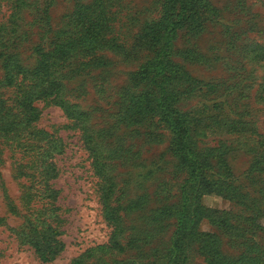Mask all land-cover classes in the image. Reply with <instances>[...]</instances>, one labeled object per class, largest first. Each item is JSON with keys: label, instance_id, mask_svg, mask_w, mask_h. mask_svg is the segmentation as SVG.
Segmentation results:
<instances>
[{"label": "rangeland", "instance_id": "rangeland-1", "mask_svg": "<svg viewBox=\"0 0 264 264\" xmlns=\"http://www.w3.org/2000/svg\"><path fill=\"white\" fill-rule=\"evenodd\" d=\"M188 1L178 17L179 0H0V103L9 109L0 118V264H74L82 256L86 264H165L186 175L156 111L163 90L166 106L206 114L218 100L214 86L227 81L241 104L232 111L245 125L233 123L229 134H198L199 155L215 164L204 178L218 182L210 187L203 181L199 201L234 219L244 214L245 202L261 199L264 173L247 174L251 156L235 155L230 179L219 184L229 169L216 150L222 144L253 149L264 139V61L255 65L247 54L253 45L264 49V0ZM95 5L107 9L106 25L91 24L79 47L58 50L71 57L88 49L86 59L52 67L48 59L56 55L60 29ZM174 22L180 25L169 41L171 53L162 57L166 73L153 78L161 84L154 89L147 63L163 53ZM48 81L59 83L80 120L56 106L53 96L35 99L33 116L20 107L22 94ZM83 125L100 137L105 173L94 169ZM260 226L261 248L264 218ZM50 228L62 249L43 262L23 237L51 234ZM197 230L217 237L227 257L248 248L207 220ZM196 247L188 260L203 264Z\"/></svg>", "mask_w": 264, "mask_h": 264}, {"label": "trees", "instance_id": "trees-1", "mask_svg": "<svg viewBox=\"0 0 264 264\" xmlns=\"http://www.w3.org/2000/svg\"><path fill=\"white\" fill-rule=\"evenodd\" d=\"M20 1L24 2V0ZM188 2V0H179L178 8L180 9V13L178 17L184 15L183 12L186 11L185 5ZM84 13L76 17V21L73 24L68 27L66 24V27L60 29V36L54 42V49L51 52V54L56 55H52L54 57L53 59H48L52 67L61 66L63 63L77 57L84 60L88 56V49L78 48L71 57L61 56L58 51L68 45L79 47L84 34L91 30V24L96 29L99 24L106 25L107 23L106 13L108 11L107 9L100 8L98 5H95L92 9H88ZM179 25L176 22L170 24V29L167 30V34L165 35L166 46L162 49L163 53H159L154 60L147 63L148 70L153 73L151 87L154 89H159L161 86L153 78H161L166 73V65L162 57L171 53L169 41L173 39L175 31L177 30L176 28ZM102 38L105 39L103 32ZM247 54L250 55V62L255 65L264 61V49L256 45L251 46ZM220 81V83L214 86L217 88L214 94L217 95L216 99L218 100L213 101V104L208 107L209 112L206 114H200L197 110H193V108L182 113L180 110L173 109V104L166 106L165 90H163V96H160L158 100L160 101V106L156 111L161 122L170 130L172 149L174 150L179 166L185 171L186 175L179 192L181 203L175 211L177 221L176 231L172 237L171 245L167 250L165 264H191L190 260H188L187 252L194 245L197 246L195 255L204 257L205 261H203V264H264V245L262 244L260 248L257 243L259 240L256 238L263 231V228L260 226V220L264 218V202L262 205L259 202L264 200V193H262L260 200L252 198L250 203L245 202L248 206H245L244 214L236 216L234 219L231 218L229 211L223 212L206 209L199 201L203 191L201 190L203 181L207 182L210 187L218 185V182L206 181L204 178V172L207 169L211 170L215 164L212 163L213 160L209 155L205 158L199 155V147L196 139L200 136L198 134L203 132L205 134L209 131H220L229 134L233 132V123L239 129L245 125L239 119L240 115L232 111L236 106H240L241 104L237 98H231V93H229L231 88L227 86V81ZM260 87L262 93H264V82ZM52 96L55 105L63 109L70 118L81 119V114L76 110L75 106L69 104L64 99L63 94H61V86L57 81H48L46 86L40 84L39 90L37 89L33 93L22 94L20 96V107L25 111L28 109L30 115L33 116L35 111L31 106L33 101L38 98L49 99ZM239 109L237 108V110ZM8 113L9 109L0 103V118L3 116L4 118L7 117ZM83 133H86V145L93 154L95 171L100 174L105 173L107 169L106 152L102 145H97L100 137L97 135V132L88 130L85 125H83ZM238 133L241 134V130ZM222 145L220 149L216 150V153L221 152V158H218V161L220 162L221 160L220 165L223 169H229V176L222 177L221 180L218 178L219 184H225L230 179L231 175L228 165L231 159L237 154L251 156L247 174L249 172H257L258 176L260 173H264V139L256 141L253 149L245 148L241 145ZM47 167L50 168L49 165ZM211 177L213 178L212 180L217 181L213 175ZM109 197L110 194H107L106 199H109ZM229 199L231 200V198ZM166 209H169V207ZM223 216L225 217L223 218ZM204 220H207L216 228L222 229L225 234L239 238L242 247H248L243 255L227 257L225 254H222L219 250L220 245L217 237L214 235L205 237V233L197 230L200 223ZM50 231L53 230L50 228ZM50 233L44 236L38 235L34 237L33 233L30 232L23 237V241L38 254L40 260L43 262L49 261L62 249L61 243L54 237L57 236L56 231ZM111 249L117 251L116 244ZM85 261L86 259L82 256L74 264H86Z\"/></svg>", "mask_w": 264, "mask_h": 264}]
</instances>
